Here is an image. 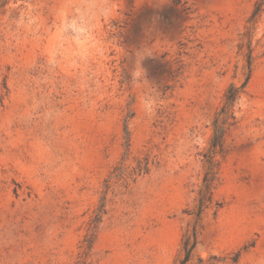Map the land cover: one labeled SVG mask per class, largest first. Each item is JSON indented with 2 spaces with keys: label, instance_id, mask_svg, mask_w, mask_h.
<instances>
[{
  "label": "rangeland",
  "instance_id": "1",
  "mask_svg": "<svg viewBox=\"0 0 264 264\" xmlns=\"http://www.w3.org/2000/svg\"><path fill=\"white\" fill-rule=\"evenodd\" d=\"M192 246L264 264V0H0V264Z\"/></svg>",
  "mask_w": 264,
  "mask_h": 264
},
{
  "label": "trees",
  "instance_id": "2",
  "mask_svg": "<svg viewBox=\"0 0 264 264\" xmlns=\"http://www.w3.org/2000/svg\"><path fill=\"white\" fill-rule=\"evenodd\" d=\"M245 85L246 82H244L240 87H237L236 85L232 84L231 87L228 89L226 93L225 103L221 108L220 112L218 113V118L215 120L214 137L212 140L213 147H218L222 144V139L225 133L226 124L230 119V117H233V108L235 102L238 99L239 91L240 89L244 88ZM192 248L193 246L187 250L186 257L182 260L181 264H183L188 260Z\"/></svg>",
  "mask_w": 264,
  "mask_h": 264
},
{
  "label": "clouds",
  "instance_id": "3",
  "mask_svg": "<svg viewBox=\"0 0 264 264\" xmlns=\"http://www.w3.org/2000/svg\"><path fill=\"white\" fill-rule=\"evenodd\" d=\"M77 11H79V9H77ZM65 27H66V25L62 21V25L58 29V38H59L60 34H62L65 31ZM72 27L75 28V21L72 22ZM76 30L79 31V32H84L85 31L83 28H79V29H76ZM89 39H91V37L89 35H85L83 39H77L76 42H77V44L79 46H81L83 48L87 44ZM132 75H133V80L134 81H137L141 77L145 76V70L142 67L139 66V62L137 64V68L132 73Z\"/></svg>",
  "mask_w": 264,
  "mask_h": 264
}]
</instances>
